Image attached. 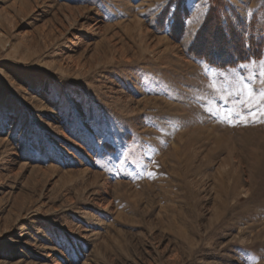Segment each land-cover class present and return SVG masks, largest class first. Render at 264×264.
Instances as JSON below:
<instances>
[{
  "label": "rangeland",
  "instance_id": "1",
  "mask_svg": "<svg viewBox=\"0 0 264 264\" xmlns=\"http://www.w3.org/2000/svg\"><path fill=\"white\" fill-rule=\"evenodd\" d=\"M262 73L264 0H0V264H264Z\"/></svg>",
  "mask_w": 264,
  "mask_h": 264
},
{
  "label": "snow or ice",
  "instance_id": "2",
  "mask_svg": "<svg viewBox=\"0 0 264 264\" xmlns=\"http://www.w3.org/2000/svg\"><path fill=\"white\" fill-rule=\"evenodd\" d=\"M241 67H244V65H241ZM264 75V73H262ZM244 88L247 89V100L244 101L245 105L251 108L253 104L259 105L261 107V115H264V104H261L262 101H264V90H261L258 94V96H254L252 88L250 85L245 84ZM229 123H231V117H228ZM241 121L244 123H247L246 118L241 116Z\"/></svg>",
  "mask_w": 264,
  "mask_h": 264
},
{
  "label": "trees",
  "instance_id": "3",
  "mask_svg": "<svg viewBox=\"0 0 264 264\" xmlns=\"http://www.w3.org/2000/svg\"><path fill=\"white\" fill-rule=\"evenodd\" d=\"M252 54H253V52H252Z\"/></svg>",
  "mask_w": 264,
  "mask_h": 264
}]
</instances>
